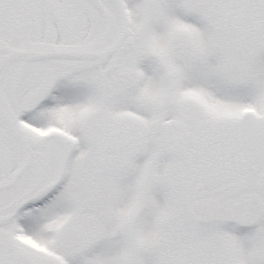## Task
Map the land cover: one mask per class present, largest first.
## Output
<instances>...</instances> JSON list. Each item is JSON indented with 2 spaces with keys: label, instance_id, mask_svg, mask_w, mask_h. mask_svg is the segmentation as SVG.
Returning a JSON list of instances; mask_svg holds the SVG:
<instances>
[{
  "label": "snow or ice",
  "instance_id": "snow-or-ice-1",
  "mask_svg": "<svg viewBox=\"0 0 264 264\" xmlns=\"http://www.w3.org/2000/svg\"><path fill=\"white\" fill-rule=\"evenodd\" d=\"M0 264H264V0H0Z\"/></svg>",
  "mask_w": 264,
  "mask_h": 264
}]
</instances>
